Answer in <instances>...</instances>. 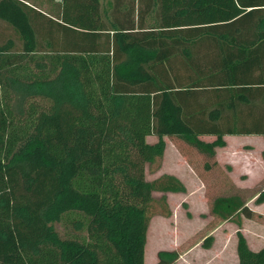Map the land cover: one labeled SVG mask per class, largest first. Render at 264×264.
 <instances>
[{
    "label": "trees",
    "instance_id": "1",
    "mask_svg": "<svg viewBox=\"0 0 264 264\" xmlns=\"http://www.w3.org/2000/svg\"><path fill=\"white\" fill-rule=\"evenodd\" d=\"M39 1L0 0V264H144L153 192L184 190L146 177L164 136L208 168L224 135L264 140V0ZM206 35L246 77L207 79ZM211 212L252 215L238 193ZM236 235L237 264H264Z\"/></svg>",
    "mask_w": 264,
    "mask_h": 264
},
{
    "label": "rangeland",
    "instance_id": "2",
    "mask_svg": "<svg viewBox=\"0 0 264 264\" xmlns=\"http://www.w3.org/2000/svg\"><path fill=\"white\" fill-rule=\"evenodd\" d=\"M53 2L40 0L35 4L48 10ZM226 135V143L216 148L209 168L184 140L164 136V152L147 164L146 177L174 174L184 190L153 192L144 264L156 263L161 250L176 251V264H237V232L244 235L250 248L264 246V140L259 134ZM147 140L155 141L156 136L150 134ZM261 192L263 199L258 201ZM234 193L243 197L252 215L234 212L220 218L211 212L215 197ZM55 224L58 230L62 228Z\"/></svg>",
    "mask_w": 264,
    "mask_h": 264
},
{
    "label": "crops",
    "instance_id": "3",
    "mask_svg": "<svg viewBox=\"0 0 264 264\" xmlns=\"http://www.w3.org/2000/svg\"><path fill=\"white\" fill-rule=\"evenodd\" d=\"M218 39L220 38H217L213 35H206L202 38V43L198 44V48L203 53L204 56L202 66L204 67V69H207L208 67H212L213 72H215L214 74H216V76L214 75L210 77L208 76L207 79L214 82H220L223 75L231 76V77L234 76V78L246 77L247 71H244V69L234 70L233 72L225 69L224 64L226 62L229 63L228 61L229 56H227L226 59L223 58L224 51L220 50L221 45L217 43ZM217 74H219V76H217ZM229 135H233V134H229ZM245 135H249V134H245Z\"/></svg>",
    "mask_w": 264,
    "mask_h": 264
}]
</instances>
